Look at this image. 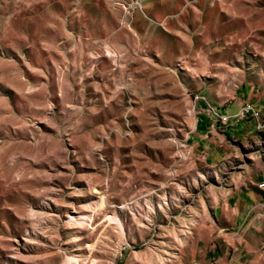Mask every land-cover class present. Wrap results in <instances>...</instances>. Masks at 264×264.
Returning <instances> with one entry per match:
<instances>
[{"label": "rangeland", "instance_id": "obj_1", "mask_svg": "<svg viewBox=\"0 0 264 264\" xmlns=\"http://www.w3.org/2000/svg\"><path fill=\"white\" fill-rule=\"evenodd\" d=\"M246 87L264 0H0V264H210L200 227L264 157L220 120Z\"/></svg>", "mask_w": 264, "mask_h": 264}, {"label": "crops", "instance_id": "obj_2", "mask_svg": "<svg viewBox=\"0 0 264 264\" xmlns=\"http://www.w3.org/2000/svg\"><path fill=\"white\" fill-rule=\"evenodd\" d=\"M245 104L259 109L264 123V88L260 87L240 90L228 114L219 110L220 119L227 117V122H232ZM246 123L243 128L248 133H257L264 139V128L256 130L254 119L249 118ZM206 125V118H200L191 151L204 154V162L209 163L213 152L205 149ZM261 182H264V157L256 173L236 183L215 202L210 221L200 227L198 236L202 254L210 264H264V189L258 188Z\"/></svg>", "mask_w": 264, "mask_h": 264}, {"label": "built area", "instance_id": "obj_3", "mask_svg": "<svg viewBox=\"0 0 264 264\" xmlns=\"http://www.w3.org/2000/svg\"><path fill=\"white\" fill-rule=\"evenodd\" d=\"M235 118L237 119H243V118H251L255 120V129L258 130V128H264L263 123L261 122V113L260 110L253 107L251 104H245L242 106L241 110L238 111V113L235 115ZM227 117L225 119H220L221 122H226ZM258 188L264 189V182H261L258 184Z\"/></svg>", "mask_w": 264, "mask_h": 264}, {"label": "bare ground", "instance_id": "obj_4", "mask_svg": "<svg viewBox=\"0 0 264 264\" xmlns=\"http://www.w3.org/2000/svg\"><path fill=\"white\" fill-rule=\"evenodd\" d=\"M263 127H264V123H263Z\"/></svg>", "mask_w": 264, "mask_h": 264}]
</instances>
